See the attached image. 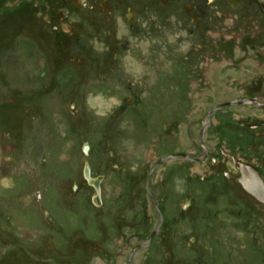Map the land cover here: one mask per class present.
<instances>
[{"label": "rangeland", "instance_id": "1", "mask_svg": "<svg viewBox=\"0 0 264 264\" xmlns=\"http://www.w3.org/2000/svg\"><path fill=\"white\" fill-rule=\"evenodd\" d=\"M39 1L0 0V264H264V0Z\"/></svg>", "mask_w": 264, "mask_h": 264}, {"label": "flooded vegetation", "instance_id": "2", "mask_svg": "<svg viewBox=\"0 0 264 264\" xmlns=\"http://www.w3.org/2000/svg\"><path fill=\"white\" fill-rule=\"evenodd\" d=\"M76 1V0H75ZM74 1V2H75ZM165 1H168V2H166V4H168V3H171L173 0H165ZM250 1V0H249ZM105 2V4L106 5H108V6H110V1L109 0H105L104 1ZM227 2H228V4L233 8V9H240V5H242V0H227ZM243 2H244V0H243ZM34 4L37 6V5H39L40 4V1L39 0H34ZM130 12V11H129ZM128 12V13H129ZM40 13V12H39ZM128 13L126 14V19H127V15H128ZM58 18L57 19H55L54 20V18H52L51 17V15L49 14V13H46V14H44V20H45V22H49V23H53L52 24V27L54 28V29H57V28H61L63 31H68V32H70L71 30H73V27H72V25H70V23H68V22H64L63 21V19H65V17H66V15L64 14V12H62V11H60V12H58ZM134 13L132 14L131 13V17H129V20H131V19H133L134 18ZM128 20V19H127ZM57 21H59V23H60V27H59V23L57 22ZM66 27H69V29L67 30L66 29ZM229 103H230V105H227V106H231V105H236V104H245V103H250V104H252V105H255V106H262L263 104H260L259 102H258V100H256V98H253V97H240V98H237V100H234V101H229ZM217 109V108H216ZM213 109H211L209 112H208V118H207V120L205 121V123H204V127H207L210 123H211V120H210V115L213 113ZM213 115V114H212ZM204 129L205 128H202L201 129V133H200V137H201V139L202 140H204V138H205V131H204ZM203 144H204V148H205V153H204V155H203V157L202 158H200L199 157V159L197 158L196 159V157H192V156H190V155H188L187 154V156H183V157H185V158H187V159H189V160H200V159H204V158H206V157H208L209 155H210V147L203 141ZM173 153H175V152H173ZM172 153V154H173ZM179 153H185V152H179ZM234 157V156H233ZM236 157V156H235ZM238 158V157H237ZM163 159V158H162ZM239 159V158H238ZM160 160L161 159H159L157 162H156V164L154 165V167L151 169V171L149 172V175H148V177H147V181H146V183H147V186H146V189H147V192H148V194H149V196L151 197V199H153L152 201H153V206H154V208L158 211V213H159V220H158V222L156 223V226H155V228H154V230L152 231V233H151V238H153L154 236H156V234H158V232L160 231V230H162V228H163V226H164V224H165V217H164V213H163V211L161 210V208H160V205H159V203H158V201L156 200V198H155V196H154V194L151 192V190H150V187H149V184H150V178H151V175H152V173L161 165V163H163L162 161L160 162ZM163 161H165V160H163ZM243 161V160H242ZM159 162V163H158ZM244 162H246V161H244ZM233 163H234V160H233ZM250 163V162H249ZM235 164V163H234ZM233 164V169L235 170V172H232V171H230L229 169H226L225 167H220V169L221 170H224V172H225V170H229L230 171V174L232 175V177H230V178H235V175L238 173V170H237V168H236V166ZM253 164V163H252ZM256 166V165H255ZM257 167V166H256ZM259 170V169H258ZM262 174V173H261ZM263 176V175H262ZM263 178H264V176H263ZM237 181V180H236ZM237 183H238V186H240L241 187V185H240V183L237 181ZM241 189L244 191V189L241 187ZM246 194H248L246 191H244ZM249 196H251L250 194H248ZM255 201H257L253 196H251ZM258 202V201H257ZM260 203V202H259ZM260 204H262V203H260ZM262 205H264V204H262ZM149 244V243H148ZM142 246H144L142 243H140V244H137V245H135V247L133 248V249H131V251H130V254L127 256V258H126V264H132V261H134V258H135V253L142 247Z\"/></svg>", "mask_w": 264, "mask_h": 264}, {"label": "water", "instance_id": "3", "mask_svg": "<svg viewBox=\"0 0 264 264\" xmlns=\"http://www.w3.org/2000/svg\"><path fill=\"white\" fill-rule=\"evenodd\" d=\"M66 29L68 30L69 27H66ZM230 105L229 102L223 103V104H219L214 106L212 109H216L219 108L221 106H227ZM176 156H187L186 153H173V154H168L166 155L163 159L160 160H167ZM234 163L237 165L238 167V173L236 174V177L241 181L242 185L249 190L257 199L264 201V179L262 174L259 172L258 168L249 162H244L241 159H238L237 157H233ZM159 163V162H158ZM88 168V169H87ZM87 170L85 172L87 179L96 186V189L98 191V194H100V179L101 178H93L91 177V173L89 170V166H87ZM225 172H227V170H225ZM250 174V175H248ZM248 177H253L255 179V182L260 186V189H254L252 188V179H248ZM97 194V195H98Z\"/></svg>", "mask_w": 264, "mask_h": 264}, {"label": "bare ground", "instance_id": "4", "mask_svg": "<svg viewBox=\"0 0 264 264\" xmlns=\"http://www.w3.org/2000/svg\"><path fill=\"white\" fill-rule=\"evenodd\" d=\"M131 17V16H130ZM213 114V113H212ZM211 116L212 115H210V120H211ZM235 166H236V168H237V170H238V167H237V165L236 164H234ZM239 171V170H238ZM260 172V171H259ZM248 175H250V174H248ZM235 179L240 183V185H241V187L244 189V191H246L248 194H250L251 196H253L258 202H260V203H262V204H264V201H262V200H259V199H257L249 190H247L243 185H242V183H241V181L236 177V175H235ZM248 179L250 180V179H252V188H254V189H260L261 190V188H260V186L255 182V179L253 178V177H248ZM264 179V178H263ZM153 200V199H152ZM98 201V200H97Z\"/></svg>", "mask_w": 264, "mask_h": 264}]
</instances>
